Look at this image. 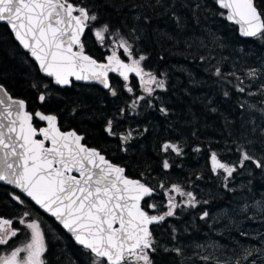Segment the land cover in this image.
<instances>
[{
	"label": "snow or ice",
	"instance_id": "1",
	"mask_svg": "<svg viewBox=\"0 0 264 264\" xmlns=\"http://www.w3.org/2000/svg\"><path fill=\"white\" fill-rule=\"evenodd\" d=\"M171 2L174 7L176 0ZM214 2L219 9L226 10V14L220 13L221 16L239 26L241 36L255 38L264 44V9L257 0ZM148 6L165 7L163 0H155L154 3L148 0ZM182 6L187 7V4ZM196 7L201 5L197 4ZM173 15L179 23V18ZM99 19L97 12L83 3H74L73 0H0V22L7 23L15 39L34 58L39 71L52 78L55 85L71 86L73 80L95 81L109 90L111 96L116 97L118 92L110 84L109 73L118 74L125 82L129 80V74L133 73L138 77L146 96H137L128 106L132 109L146 97H154L156 89L167 91L165 80L158 79L142 66L147 56L134 55L133 45L124 38L119 28L109 37H106L111 32L109 24L93 28V23ZM88 28H92L93 35L102 46L106 38L118 37L111 54L106 57V63L98 62L85 53L81 38ZM117 49H122L128 62L121 59ZM215 75H221L219 68ZM231 75L235 76L236 73ZM246 77L251 83L246 88L243 81H240L236 90L250 97L261 96L259 103L264 105V64L259 68H250ZM252 85H256V91L250 90ZM32 87L38 91L40 89L37 83ZM48 87L44 84V91H39L37 100L40 104L49 101ZM124 87L128 93H133L134 89L127 83ZM0 93L3 94L0 96V182L18 189L40 209L54 217L72 235L75 242L87 250L92 257L91 264H154L152 254L161 245L155 239L151 226L160 225L166 217L176 214L175 210L180 205L176 196L171 193L187 197L185 205L195 208L199 202L193 192H186L177 184L165 188L161 183L159 187L165 190L167 197V211L163 214H150L146 209L155 210L157 204L142 202L146 197L153 196V187L141 179L129 178L124 167L111 162L97 148L82 143L85 137L77 131H62L56 114L39 109L35 112L26 110L25 100L13 98L2 84ZM228 95L225 91L224 96ZM147 105L154 107L151 99L147 100ZM239 107L249 111L256 110L264 117V107L257 109L255 103L244 101ZM118 111L123 117L126 108ZM211 111L216 112L217 109L213 107ZM75 112L76 109L73 108V114ZM159 112L164 116L169 114L163 104ZM34 119L45 122L46 126L35 127ZM231 123L228 122L230 136L233 134ZM247 123H251L252 127L245 129L242 124L241 128L245 130L241 131L238 140L233 141L239 153L238 163L224 162L216 151H210L211 172L218 176L221 172L224 174V187L229 191L232 189L228 187V182L234 179L238 168L247 170L248 163H251L264 172V154L257 156L253 147L259 144L258 151L264 153V120L257 124L250 119ZM147 131L148 128L145 127L142 131L128 129L118 132L114 117L108 118L103 126L104 134L118 138L120 151L125 153L129 150L130 142ZM193 151L200 152L201 148L197 146ZM159 152L163 154L161 166L168 170L172 167L169 153L181 157L184 149L178 143L165 140L159 145ZM9 195L18 204H24L20 195L15 192ZM252 210H255V214L246 218L261 219L264 222V197L251 206L245 204L240 209L242 213ZM208 215L205 211L200 218L204 219ZM29 216L30 212L26 210L19 218V224L29 230L27 242L15 247L10 253L0 255V264H45V232L37 219L33 218L30 222L26 220ZM19 231V228L13 227V219L0 216V245L8 244ZM175 232L176 229L173 228V233ZM240 235L249 234L241 231ZM172 239H176L175 235ZM252 239L256 237L253 236ZM259 242L264 245V236H261ZM163 251H174L177 255H182V249L178 247L164 246ZM242 251L244 255L240 260H247L254 252L260 253V258L264 260V247H244ZM201 259L207 261L211 256H203Z\"/></svg>",
	"mask_w": 264,
	"mask_h": 264
},
{
	"label": "trees",
	"instance_id": "2",
	"mask_svg": "<svg viewBox=\"0 0 264 264\" xmlns=\"http://www.w3.org/2000/svg\"><path fill=\"white\" fill-rule=\"evenodd\" d=\"M73 2L83 3L98 13L100 19L93 23V28L104 23L111 26V32L106 37L119 28L124 38L133 45L134 55L147 56L142 62L145 70L166 82L167 91L157 89L151 98L154 107H148L144 115L138 118L139 130L147 127L148 131L134 138L133 143L136 144L129 148L131 151L124 153V157L130 158H124V168L127 176L141 179L155 189L153 196L146 197L142 203H150L151 198L153 202H160L157 193L161 190V183L165 187L177 184L192 191L199 203L195 208L188 207L181 213L176 211L173 217H166L160 225L151 226L155 239L161 245L152 254L154 264H211L212 260L205 263L200 254L193 252L194 242L204 239L203 234L208 229L212 230L208 224L209 218L200 217L205 211L229 204L232 193L223 190L224 184L220 185L222 180H214L210 151H216L224 162L238 163L239 153L233 141L239 139L241 131L252 127L251 123H247L250 119L257 124L262 122V117L256 120L247 108L239 107L246 98L244 93L236 90V86L240 81L244 83L241 76L245 68L258 66L253 55L257 51L264 52V44L255 38H240L236 26L220 15L224 11L217 7L214 0H176L174 7L171 0H163L165 7L155 8L148 6V0ZM257 3L264 9V0H257ZM182 4H187V7ZM197 4L201 7L197 8ZM173 14L179 18V23ZM137 36L140 38L137 39ZM112 38L113 41L106 38L102 46L95 39L92 28L86 29L82 37L85 52L99 59L101 48L116 42L118 37ZM217 68L221 71L220 76L215 75ZM233 72L235 76L231 75ZM34 83L40 85L39 91H44V84L49 86L50 98L47 103L38 102L39 91L32 87ZM0 84L12 97L25 100L28 111L39 109L56 114L61 130L87 132L91 136L92 132L97 135L103 129L105 97L97 93L103 91L96 86L74 81L71 86L53 85L49 78L39 72L29 53L14 39L7 24L2 22ZM225 91L229 93L227 97L224 96ZM161 104L168 109L167 116L159 112ZM213 107L217 109L216 112L211 111ZM73 108L76 109L75 114ZM228 122H232L231 136ZM41 124L42 121L34 119L35 127ZM242 124L245 129L241 128ZM256 138H259L258 133ZM165 140L178 143L184 149L183 156L169 158L172 167L168 170L162 168L163 154L159 152V145ZM197 146L201 148L200 152L193 151ZM253 147L257 156L262 155L258 151L259 144ZM113 160L119 165L120 161ZM250 179L254 178L250 177L249 171L238 168L234 179L228 184L235 181L237 185L236 180L241 181L240 193L249 194L250 186L259 192V187L247 184ZM229 186L233 187L232 184ZM236 190L233 194H236ZM12 192L15 191L8 185L0 184V216L13 219L14 228L19 229V218L26 210L30 212L29 218L41 222L47 248L46 264H91L92 257L87 250L77 246L51 217L21 195L23 205L13 201L9 195ZM146 210L153 213L152 209ZM173 228L176 229L175 233ZM173 235L175 240L172 239ZM21 239L11 238L8 244L0 245V254L16 247ZM164 246L181 248L182 255L174 251L164 252Z\"/></svg>",
	"mask_w": 264,
	"mask_h": 264
},
{
	"label": "rangeland",
	"instance_id": "3",
	"mask_svg": "<svg viewBox=\"0 0 264 264\" xmlns=\"http://www.w3.org/2000/svg\"><path fill=\"white\" fill-rule=\"evenodd\" d=\"M110 40L113 41V38H110ZM114 43L109 44V46H112L113 48ZM119 50L120 49H117V52ZM255 56L257 60L256 65H258L255 68H259L261 67L262 64H264V52L257 51L253 55L254 59ZM124 57L127 60V57L126 56ZM250 68L253 67L245 68L243 70L244 73L241 76L243 77L241 79L244 80V84L246 88L251 83L250 80L246 77V73ZM157 78L162 79L161 77H157ZM139 88L140 89L138 90V93L133 92L124 96V101H125L124 108H126V113L124 115V118H127L130 122H132L129 128L126 127L125 130L135 129L134 126L138 124V121L134 120L133 118L144 115L145 110L148 108L147 100L151 99L148 97H146L144 101H140L135 109L128 107L137 96H142V95L146 96L141 86ZM250 90L256 91L257 90L256 85H252ZM156 91L157 89L155 90V92ZM244 97L246 98V101L250 103H255L257 105V109H259L260 107H264V105L259 103V101L262 99L261 96L256 95L250 97L244 94ZM250 115L252 118L255 117L256 120L258 117H262L261 114L256 110L250 111ZM262 119L264 120V117H262ZM133 141L134 139L130 142L131 144L130 148L136 144V142L133 143ZM131 149L129 151H131ZM175 157L176 155L174 153H169V158H175ZM247 171H249L250 177L254 178L253 180L250 179L247 182V184L248 185L254 184L255 186L259 187L260 191L257 192L258 190H254L253 187L250 186L248 188L249 194H246L247 192L240 193L239 188L241 187L242 184L239 183H243V182L237 180H236L237 185L235 184L234 180H233L234 182L231 183L233 187H230L229 185L231 184H228V187L232 189L231 191L227 190L223 185L222 187L223 190L232 193V196L229 198L230 203L227 205H221L213 211H207L209 213V215L207 216L209 218L208 224L210 225L212 230L210 231V229H208V231H206V233L203 234V236L205 235L204 239H201L198 242H194L195 245L193 246V252L200 254L202 257L211 256V259H209L212 260L211 264H237L238 260H239V264H252L253 261H255V264H264V260L260 258L261 254L257 252H254L253 255L249 257L247 260H240V257L244 255L242 251L244 247H251V246L264 247V245L260 244L259 242L261 236H264V222H262L261 219L246 218L247 216H253L255 214V210H252L248 213H242L240 211V209L245 204L251 206L252 204L255 203V201L261 200V198L264 197V172H262L260 169H256L254 165L248 166ZM223 175L224 174L222 172L219 174V176L214 175V180H216L217 182L222 180L220 185L225 183L222 179ZM172 185L173 184L165 188H170ZM182 189L186 192L190 191L184 189L183 187ZM234 190H236V194H233ZM171 195L176 196V201L180 205L175 210V213L176 211H178V213H181L184 209L188 208V206H186L184 203L187 200V197H180L175 193H171ZM157 197L161 199L160 202H153L152 198L150 199V203H155L158 206L157 209L153 210V213L150 214H163L165 211H167V208L165 206L167 203L165 190L162 188L161 190L159 189L157 193ZM28 221L30 222V220ZM20 226H21L20 233L22 239L19 242L18 247L22 246L25 242H27L29 238V233H27L29 232V230L26 229L24 225H20ZM241 231L246 232L249 235L241 236L240 235ZM253 236H255L256 239H252ZM7 253H10V251L5 250L0 255ZM207 261L204 260L205 263H207ZM208 263H210V261H208Z\"/></svg>",
	"mask_w": 264,
	"mask_h": 264
},
{
	"label": "flooded vegetation",
	"instance_id": "4",
	"mask_svg": "<svg viewBox=\"0 0 264 264\" xmlns=\"http://www.w3.org/2000/svg\"><path fill=\"white\" fill-rule=\"evenodd\" d=\"M111 50H112V46H106V47L101 48V50H100L101 52L99 54L100 55L99 59H96V58L95 59L97 61H99V62H105L106 61V57L111 54ZM117 53H118V55L121 56V59H123V60H125V62H127L126 58L123 55L122 49H120ZM109 80H110V84L118 92V95L116 97L111 96L109 90L104 89L99 84H88V85L96 86L97 88H99V90L103 91V92L98 91L97 93L99 95H101V97L102 96L105 97V111H106L105 117H104L105 118V122H106V120L108 118H113L114 117L115 118V125L117 127V131L118 132H123V131H125L126 127L129 128V126L132 124V122L128 121V119L124 118V116L121 117V115H120V113L118 111L120 108H124V102H125L124 101V96L129 94L125 90L124 85H125V83L128 82L127 84L134 89L133 92H137L138 93V90L140 89L139 88L140 87L139 79H138V77H136L134 75H129V80L127 82H125L123 80V78H121L118 74L110 72L109 73ZM139 117L140 116H137V117H134L133 119L139 122V119H138ZM43 125H45L44 122H42V124L39 127H41ZM139 125L140 124L135 125L134 128L135 129H139ZM67 130H70V129H67ZM67 130H63V131H67ZM101 132L97 133V135L94 132H92L91 136H90V133L87 134V132H77V133L81 134V135H83L85 137V139H84V141H82V143L87 144L89 147L97 148L111 162H112L113 159H115L117 161H120L119 165L124 167V158L126 160H130V158L124 157V153L125 152H121L120 151L118 138L108 137L106 134H104L103 129L101 130ZM130 146H131V144L129 145V148H130ZM126 156L129 157V153H127ZM16 193H18V192H16ZM26 219L27 220H31L32 218L28 217ZM27 233H29V232H27ZM17 237H22L20 231L18 232L17 236L13 237V238H17ZM16 247H18V245ZM14 248H12L11 250H8V251L11 252ZM43 259H44L45 264H46L47 262H46V259H45V254L43 256Z\"/></svg>",
	"mask_w": 264,
	"mask_h": 264
},
{
	"label": "water",
	"instance_id": "5",
	"mask_svg": "<svg viewBox=\"0 0 264 264\" xmlns=\"http://www.w3.org/2000/svg\"><path fill=\"white\" fill-rule=\"evenodd\" d=\"M218 7V6H217ZM222 10V9H221ZM222 11H224V13L226 14V10H222ZM226 19V18H225ZM226 21L227 22H229V23H231V24H233L232 22H230V21H228L227 19H226ZM2 23H5V24H7L6 22H2ZM233 25H235V24H233ZM8 26V25H7ZM236 26V28H237V34H238V36L240 37V38H243V39H248V37H243V36H241L240 35V32H239V26L238 25H235ZM9 27V26H8ZM9 29H10V27H9ZM10 31H11V29H10ZM11 33H12V31H11ZM13 34V33H12ZM13 37H14V39H15V36H14V34H13ZM16 40V39H15ZM17 41V40H16ZM18 42V41H17ZM19 43V42H18ZM22 47V46H21ZM23 48V47H22ZM24 49V48H23ZM25 50V49H24ZM25 51H27V50H25ZM28 52V51H27ZM29 53V52H28ZM86 53V52H85ZM87 55H89L88 53H86ZM29 56L31 57V54L29 53ZM92 57V56H91ZM31 59L35 62V60H34V58H32L31 57ZM95 59V58H94ZM99 62V61H98ZM107 61H105V62H101V63H106ZM35 64L37 65V63L35 62ZM37 67H38V65H37ZM38 70H39V68H38ZM40 72V71H39ZM41 73V72H40ZM43 76H45L43 73H41ZM129 75H134L135 76V74H133V73H130ZM46 77V76H45ZM47 78H49L50 80H51V82H52V78H50V77H47ZM73 81H75V80H73ZM75 82H79V83H83V84H99L98 82H95V81H91V82H85V81H75ZM54 84V83H53ZM55 85V84H54ZM101 87H103L101 84H99ZM56 86H58V85H56ZM59 87H61V86H59ZM3 94L2 93H0V96H2ZM13 98H15V99H21V98H16V97H13ZM0 110H2V109H0ZM27 110V109H26ZM44 124H45V122H44ZM44 126H46V124L45 125H43V126H41V127H44ZM63 131V130H62ZM67 131H69V130H67ZM48 146H50V145H48ZM129 178H131V177H129ZM131 179H135V178H131ZM0 184H4L3 182H0ZM8 186H10V185H8ZM13 190H15V191H17L19 194H21L23 197H25V198H27L28 200H30L31 201V199L30 198H28V197H26L25 195H23L22 193H20V191L18 190V189H15V188H13L12 186H10ZM31 202H33V201H31ZM34 203V202H33ZM35 204V203H34ZM36 205V204H35ZM38 208H39V206L38 205H36ZM40 209V208H39ZM43 213H45V214H47L48 216H50L67 234H69V236L71 237V239L73 240V242L77 245V246H80V245H78L76 242H75V240H74V238L72 237V235L70 234V233H68L67 232V230H65L64 228H63V226L58 222V221H56L55 220V218L54 217H52L50 214H48V213H46V212H44L43 211V209H40ZM82 247V246H81Z\"/></svg>",
	"mask_w": 264,
	"mask_h": 264
}]
</instances>
